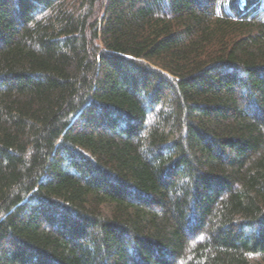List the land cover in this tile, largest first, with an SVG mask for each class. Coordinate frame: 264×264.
Wrapping results in <instances>:
<instances>
[{"label":"trees","instance_id":"trees-1","mask_svg":"<svg viewBox=\"0 0 264 264\" xmlns=\"http://www.w3.org/2000/svg\"><path fill=\"white\" fill-rule=\"evenodd\" d=\"M264 264V0H0V264Z\"/></svg>","mask_w":264,"mask_h":264},{"label":"rangeland","instance_id":"rangeland-1","mask_svg":"<svg viewBox=\"0 0 264 264\" xmlns=\"http://www.w3.org/2000/svg\"><path fill=\"white\" fill-rule=\"evenodd\" d=\"M258 264H260V263H258Z\"/></svg>","mask_w":264,"mask_h":264}]
</instances>
